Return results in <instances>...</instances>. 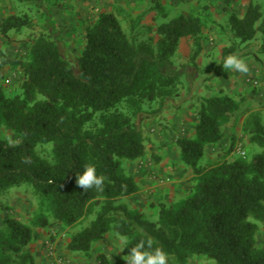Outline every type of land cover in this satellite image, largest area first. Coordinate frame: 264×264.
I'll list each match as a JSON object with an SVG mask.
<instances>
[{
	"label": "trees",
	"instance_id": "trees-1",
	"mask_svg": "<svg viewBox=\"0 0 264 264\" xmlns=\"http://www.w3.org/2000/svg\"><path fill=\"white\" fill-rule=\"evenodd\" d=\"M43 1L25 2L41 8ZM127 20L125 30L117 14H97L85 29L84 47L73 64L52 27L35 23L27 14L1 19L0 35L6 40L24 29L30 33L25 54L4 61L19 81L12 93L0 86V129L13 131L20 140L11 144L0 138V197L25 188L36 199L37 210L24 220L14 207L2 206L0 264H37L36 232L85 221L89 223L66 241L71 255L90 259L95 243L115 236L123 240L125 258L142 243V251L160 248L173 264H189L195 257L215 264H264V246L256 243L259 230H264L260 117L248 116L242 127L259 149L251 158L219 155L211 164L203 163L209 149L222 144L238 109L235 98L222 90L198 98L192 135L173 143L181 165L193 172L186 194L177 202L168 197L152 204L153 216L126 200L139 189L126 166L149 154L144 122L182 108L186 98L180 99L181 88L186 82L191 85V77L185 76L190 63L177 67L173 59L182 40L189 39L190 62L196 67L205 52L206 28L201 16L179 14L159 24L155 37L140 40L142 16ZM219 26L220 36L231 44L224 48L221 64L242 46L240 54H250L247 44L257 37L264 55V1H251L242 14L230 12ZM233 150L231 142L228 152ZM89 164L104 177L102 190L77 184ZM97 259L109 264L104 254Z\"/></svg>",
	"mask_w": 264,
	"mask_h": 264
},
{
	"label": "rangeland",
	"instance_id": "rangeland-1",
	"mask_svg": "<svg viewBox=\"0 0 264 264\" xmlns=\"http://www.w3.org/2000/svg\"><path fill=\"white\" fill-rule=\"evenodd\" d=\"M25 1L0 0V18L14 13L27 14L35 23L52 27L60 35L64 55L75 64L85 44V29L95 18L96 13L100 12L103 7L102 4H99L97 0H44L43 7L38 8L34 3ZM263 1L254 0V3L263 5ZM150 7L152 5L149 4L145 10ZM164 8L169 18L161 15H158L157 20H152L150 17L145 18L137 29L141 32L139 34L140 40L146 39L147 36L155 37L159 24L178 16L179 11L174 10L171 6ZM115 12L122 19L125 30H128V16L134 21L136 12L131 10L129 14L127 10L124 12L118 6L115 8ZM29 33L30 31L24 29L19 35L11 34V37L5 41L10 54L6 52V57H3L4 60L1 58L3 63L9 59H19L25 54L28 48ZM258 36L260 35L258 34ZM204 39L206 43L205 52L197 60L196 67L190 62L191 41L183 39L180 44L179 52L173 60L177 67L190 63L186 68L185 76L191 77V85L186 82L181 88L180 99L186 98L182 102V108H171L166 110L159 119L144 122L143 126L148 138V152L150 154L155 147H167L170 155L175 157L172 149L175 140L179 137L192 135L193 126L197 120L198 98L218 95L222 90L235 98L238 109L234 112L231 123L225 128L226 136L222 144L220 147L210 148L203 163L211 164L218 159L219 155L227 160H233L237 156L251 158L259 149L249 143L248 137L243 135L242 127L250 115H257L264 124V55L259 51L260 40L257 37L247 44L246 50L250 53L248 55L242 56L240 54L246 46H242L241 50L237 51L236 57L242 59L248 67V72L242 73L232 68H224L221 64L224 48L231 45L225 38L206 32ZM3 63H1L2 68H4ZM15 76V81L5 86L11 93L17 90L19 76L17 74ZM0 138L11 144H16L20 140L16 133L4 127L0 129ZM231 142L234 143V150L228 152ZM189 175H193L191 169H189ZM179 197H181L179 193L170 196L176 202ZM4 204L14 207L17 215L24 220L29 213L37 210V201L30 191L25 188L14 189L7 196L0 197V225L4 215L2 210ZM151 205L148 208L153 216L155 207ZM155 219L153 218V220ZM88 223L89 221H85L71 228L55 225L47 228V230L37 232L33 244L36 263H39V255H43L46 260H49V251L52 248L51 250L54 252L52 259L57 261L53 260L54 264H100L97 257L101 254L108 257L109 264H127L126 258L121 252L123 240L115 236L95 243L90 259L71 255L66 251L65 246L69 235L79 231ZM256 243L258 247L264 246L263 228L259 230ZM166 264H173V262L166 258ZM189 264H215V262L206 257H195Z\"/></svg>",
	"mask_w": 264,
	"mask_h": 264
},
{
	"label": "crops",
	"instance_id": "crops-1",
	"mask_svg": "<svg viewBox=\"0 0 264 264\" xmlns=\"http://www.w3.org/2000/svg\"><path fill=\"white\" fill-rule=\"evenodd\" d=\"M97 1L99 4H102L103 7L96 15L105 11L117 14L115 8L118 6L124 12L127 10L129 14L130 11L133 10L137 14H135V20L138 19L139 16H142V21L149 17L152 20H157L158 15L169 18L164 7L171 6L174 10L179 11L178 15L197 14L201 16L206 22V28L204 29L205 34L208 32L214 36H220L219 25L225 22L230 12L235 11L242 14L249 3L251 1L254 2V0H229L228 2L226 0ZM149 4L152 5V7L145 10ZM157 4H160L161 10L156 9ZM161 11L163 13H160ZM128 18L130 19L131 17L128 16ZM5 41L6 39L0 35V86L4 87L14 82L16 78L15 71L7 66L8 64L1 61L2 59L4 60V56L6 57V52L9 53L8 45ZM204 48H206L205 41ZM1 63L4 64V68H2ZM172 149L175 153V157L170 155L167 147H155L151 152L153 154H148L140 160L127 164L128 173L134 177L139 187L135 195L126 199L132 207L146 211L151 204H159L174 193H179L181 196L186 194L185 189L188 184L187 182L193 175H189V169L181 165L177 152L174 148ZM36 234L38 233L36 232ZM39 257L38 264H54L55 259H53L54 261L52 259L46 260L43 255H39Z\"/></svg>",
	"mask_w": 264,
	"mask_h": 264
},
{
	"label": "clouds",
	"instance_id": "clouds-1",
	"mask_svg": "<svg viewBox=\"0 0 264 264\" xmlns=\"http://www.w3.org/2000/svg\"><path fill=\"white\" fill-rule=\"evenodd\" d=\"M224 68H232L239 72H248L246 63L236 56H228L223 64ZM104 177L97 175L94 165H85L81 174L77 176V184L84 190L95 187L97 190H102ZM143 244H137L130 249L125 261L127 264H166L167 254L160 248H156L152 252L142 251Z\"/></svg>",
	"mask_w": 264,
	"mask_h": 264
},
{
	"label": "built area",
	"instance_id": "built-area-1",
	"mask_svg": "<svg viewBox=\"0 0 264 264\" xmlns=\"http://www.w3.org/2000/svg\"><path fill=\"white\" fill-rule=\"evenodd\" d=\"M51 249H52V248H51ZM51 249H50V251H49V256L52 257V258H54V252H53V250H51ZM55 261H56V260H55ZM56 262H57V261H56Z\"/></svg>",
	"mask_w": 264,
	"mask_h": 264
}]
</instances>
